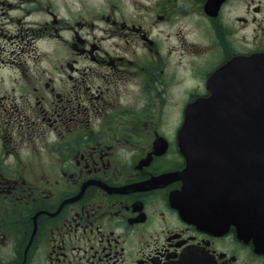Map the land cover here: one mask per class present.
Returning <instances> with one entry per match:
<instances>
[{
  "label": "flooded vegetation",
  "instance_id": "obj_1",
  "mask_svg": "<svg viewBox=\"0 0 264 264\" xmlns=\"http://www.w3.org/2000/svg\"><path fill=\"white\" fill-rule=\"evenodd\" d=\"M68 1H0V65L24 73L0 90V264H264L234 226L201 229L171 203L186 109L264 54V0ZM18 10L42 22L14 29ZM37 40L62 41L50 77L27 76Z\"/></svg>",
  "mask_w": 264,
  "mask_h": 264
},
{
  "label": "water",
  "instance_id": "obj_2",
  "mask_svg": "<svg viewBox=\"0 0 264 264\" xmlns=\"http://www.w3.org/2000/svg\"><path fill=\"white\" fill-rule=\"evenodd\" d=\"M211 97L186 111L181 147L188 166L172 202L183 219L264 244V55L215 74Z\"/></svg>",
  "mask_w": 264,
  "mask_h": 264
},
{
  "label": "rangeland",
  "instance_id": "obj_3",
  "mask_svg": "<svg viewBox=\"0 0 264 264\" xmlns=\"http://www.w3.org/2000/svg\"><path fill=\"white\" fill-rule=\"evenodd\" d=\"M0 1H3V0H0ZM12 3H16V4H19V0H8ZM58 2V4L60 5V8L62 7L61 5H64L65 3H68L69 1L68 0H56ZM8 3V2H6ZM140 3V2H139ZM9 8V7H8ZM58 9L59 13L63 16H71V14L73 13H69V12H62L61 9ZM5 11H8L7 10V7L5 8ZM44 14H40L39 12H35L33 15H30L27 20L26 17L23 18V12H19L18 11H13L11 12L8 16L12 17V19L14 20V24L13 26H10L14 29H18V26H17V21L18 20H21L22 22L26 21H31V22H39L41 21L42 22V19L40 16H42ZM0 21L1 22H7L8 20L7 19H1L0 18ZM28 26V25H27ZM27 26H24V27H27ZM36 43H39L37 45L38 47V51L39 53L41 54V59L39 60L38 64L37 65H33L32 61L29 62L27 65V76H33V75H39L41 72H46V75L48 77H50L53 73H54V70L56 69L57 67V59H56V51L58 49L61 48L60 45H62V41L59 40V41H52V42H48L45 41V42H41V41H38ZM59 44V45H58ZM42 53L44 54V56L42 55ZM7 57L5 56V59ZM64 58V51L61 49L60 53H59V62H60V59ZM84 64H82L83 66ZM18 68H22V67H18ZM24 77V73L21 72L20 69H17L16 66H13V65H0V90L1 91H5V89H11L12 87H15L16 90L20 89L19 86L21 85V82H22V78ZM11 80V82H13V86H10L11 83H9V81ZM24 82V81H23ZM171 90H172V94H175L178 90V88H174L171 86ZM5 95V93H3ZM123 96L124 98L128 97L129 99L128 100H134V101H137V99H140V95L138 94L136 97L134 96V94H128V93H125L123 92ZM174 98H171V102L168 104V106H171L170 108V111H174V110H178L179 109V104H177V102H181L183 100L182 97H175L173 95ZM123 104L124 103H127L126 102V99L123 100L122 102ZM167 106V107H168ZM167 109V108H166ZM169 112V110H168Z\"/></svg>",
  "mask_w": 264,
  "mask_h": 264
}]
</instances>
